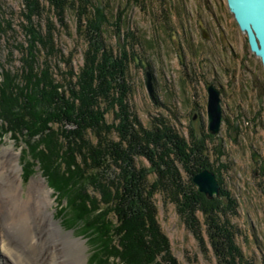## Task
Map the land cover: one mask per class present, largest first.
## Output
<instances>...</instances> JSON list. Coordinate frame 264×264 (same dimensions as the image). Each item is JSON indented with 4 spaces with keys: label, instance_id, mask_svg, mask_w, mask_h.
<instances>
[{
    "label": "rangeland",
    "instance_id": "1",
    "mask_svg": "<svg viewBox=\"0 0 264 264\" xmlns=\"http://www.w3.org/2000/svg\"><path fill=\"white\" fill-rule=\"evenodd\" d=\"M69 1L71 6L62 19L45 1L41 2L39 16L33 19L34 26L43 34L48 25L52 28L56 53L50 56L39 47L37 57L39 65L47 59L59 82L67 79L70 71L77 74L84 62L85 45L77 32L79 4L76 0ZM88 3L91 12L94 11L90 5L102 10L104 45L115 59L121 60L126 89L123 103L128 110L129 125L131 122L134 127L136 122L147 129L151 122L156 120L160 126L164 120L182 141L179 153L176 151L178 155L171 153L164 162L180 175L184 196L177 197L168 182L166 188L175 195V203L170 196L160 193L152 197L158 225L167 240V247H158L165 253L157 257V264H218L215 254L222 252L230 257L228 251L233 248L255 264H264V66L249 50L247 38L228 11L226 0H88ZM24 14L22 0H0V20L9 23L6 33L0 36V65L12 74L20 67L19 46H25L27 41ZM206 22L213 29L214 37L209 41ZM147 70L152 75L153 98L147 90ZM209 86L220 91L224 119L217 136L208 130ZM111 117L107 116L108 123ZM62 130L54 128L60 141L64 140ZM24 134L19 131L12 134L0 120V152L8 148L10 158L20 167L23 192L33 180L50 191L53 219L63 233H72L73 239L84 242L85 264H120L112 256L104 258L103 249L96 251L91 244L82 224L90 222L95 212L92 216L80 212L79 202L73 203L76 190L62 185L67 198L60 199L49 188L41 171L46 157L41 151L46 150L33 146L40 142L39 138L26 146L28 138ZM178 157L186 158V168L177 161ZM136 162L147 178L145 189L152 193L153 185L156 188L161 185L156 182L153 168L146 161ZM194 164L205 165L214 174L219 183L218 196L208 198L199 192L193 177L202 170L192 177L187 173L194 169ZM83 170L90 173L88 166ZM161 170L168 174L167 168ZM109 175L112 178L114 174L109 171L106 176ZM87 196L93 200L99 197L94 190H89ZM131 243L137 245L135 238ZM110 248L109 254L113 255L114 248L119 249L117 242Z\"/></svg>",
    "mask_w": 264,
    "mask_h": 264
},
{
    "label": "trees",
    "instance_id": "2",
    "mask_svg": "<svg viewBox=\"0 0 264 264\" xmlns=\"http://www.w3.org/2000/svg\"><path fill=\"white\" fill-rule=\"evenodd\" d=\"M22 1L28 24L25 29L27 41L25 46H19L20 67L15 74L0 65V120L12 134L25 133L26 146L36 138L40 139L33 146H42L46 150L41 151V155L46 156L41 171L57 198L66 199L67 192H63L62 185L69 186L77 192L73 203L79 202L80 212L84 216H92L95 212L93 219L83 223L82 227L96 251L102 248L104 258L112 256L120 264L135 261L157 264V257L165 253L158 247H167V240L158 225L152 197L160 193L170 196L168 198L175 203L171 190L177 197L184 196L179 184L180 175L164 162L171 153L178 155L176 151H180L181 139L164 120L159 124L162 127L156 120L147 129L136 122L134 127L131 122L129 125L128 110L123 103L126 98L123 67L121 60L115 59L104 45L99 7L90 5L94 11L91 12L88 0H79L81 3L76 0L79 4L77 32L82 35L85 45L84 62L77 74L70 71L67 79L59 82L47 59L39 65L37 57L39 47L50 56L56 53L52 28L48 25L43 34L36 29L33 19L39 16L43 1L54 8L59 19L71 3L69 0ZM6 28L9 23L0 20V36L6 33ZM108 115H112L110 123L107 122ZM136 120L134 116L133 121ZM54 128L64 129L61 133L63 141ZM168 144L171 150L167 149ZM185 159H177L184 168ZM136 160L148 162L157 177L156 182L161 184L157 188L153 185L152 193L144 187L147 178ZM194 165V169L187 170L190 177L207 168ZM82 166H88L90 173ZM161 167L167 168L168 174H163ZM109 171L114 174L112 178L106 176ZM168 182L171 183L170 191L166 188ZM89 190H94L99 197L96 200L89 198ZM212 211L216 212L215 209ZM81 220L78 219L77 225ZM133 238L137 245H132ZM115 241L119 249L114 248L116 252L110 255L108 250ZM149 247L151 251L147 250ZM228 252L230 257H225L222 252L223 256L220 252L215 254L218 264H255L234 248Z\"/></svg>",
    "mask_w": 264,
    "mask_h": 264
},
{
    "label": "bare ground",
    "instance_id": "3",
    "mask_svg": "<svg viewBox=\"0 0 264 264\" xmlns=\"http://www.w3.org/2000/svg\"><path fill=\"white\" fill-rule=\"evenodd\" d=\"M9 151L0 152V264H85L84 242L53 219L50 191L33 180L23 192Z\"/></svg>",
    "mask_w": 264,
    "mask_h": 264
},
{
    "label": "water",
    "instance_id": "4",
    "mask_svg": "<svg viewBox=\"0 0 264 264\" xmlns=\"http://www.w3.org/2000/svg\"><path fill=\"white\" fill-rule=\"evenodd\" d=\"M226 4L238 28L245 34L249 50L264 66V0H226ZM203 37L207 40L204 31ZM145 76L148 93L153 98L151 72L147 70ZM207 94L208 130L213 136H217L224 119L220 91L214 86H209ZM193 183L199 192L208 198L220 194L219 183L208 169L194 175Z\"/></svg>",
    "mask_w": 264,
    "mask_h": 264
},
{
    "label": "flooded vegetation",
    "instance_id": "5",
    "mask_svg": "<svg viewBox=\"0 0 264 264\" xmlns=\"http://www.w3.org/2000/svg\"><path fill=\"white\" fill-rule=\"evenodd\" d=\"M204 25H205V28L207 29V31L209 32V35H210L209 39L207 40V41H209L214 37L213 36V29L210 28V25L207 22ZM223 39H224L225 43H228L227 38L224 37V35H223Z\"/></svg>",
    "mask_w": 264,
    "mask_h": 264
}]
</instances>
